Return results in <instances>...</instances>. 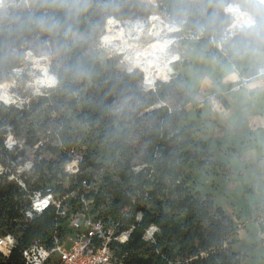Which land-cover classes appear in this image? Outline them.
Listing matches in <instances>:
<instances>
[{
    "label": "trees",
    "instance_id": "16d2710c",
    "mask_svg": "<svg viewBox=\"0 0 264 264\" xmlns=\"http://www.w3.org/2000/svg\"><path fill=\"white\" fill-rule=\"evenodd\" d=\"M242 1L155 4L162 17L177 26V44L202 33L193 46L207 60L221 61L218 68L233 65L242 76L253 78L257 70L248 64L256 53L264 55V8L251 10L255 26L222 41L226 28H236L225 8ZM150 5L148 0H0V98L4 83L14 82L13 93L21 86L16 71L28 76L31 58H45L56 82L37 95H22L21 105L0 100V161L5 165L7 158L20 159L21 165L30 159L27 151L32 152L33 168L22 176L31 191L62 176L74 150L83 151L78 161L82 174H98L104 168L97 162L99 153L105 149L111 167L97 177L95 210L104 218L128 212L125 225L133 230L116 252L123 264H244L246 254L233 249V219L211 194L189 187L195 170L215 162L207 143L197 140L187 124V107L197 105L187 78L176 72L170 80L167 71L158 76L163 82L147 87L141 71L120 68L121 56L103 60L99 55L100 39L110 36L106 29L112 34L120 23L144 19ZM110 18L119 22L108 26ZM236 54L244 62L242 68L233 59ZM173 68L177 71L178 64ZM7 128L22 143L16 154L4 148ZM139 147L144 167L133 172ZM26 201L27 192L17 182H0V228L20 237V246L0 264H23L22 248L34 238L44 241L50 230L48 216L22 220L19 211ZM103 206L107 210L101 212ZM151 226L157 231L148 240L145 234Z\"/></svg>",
    "mask_w": 264,
    "mask_h": 264
},
{
    "label": "rangeland",
    "instance_id": "374dc122",
    "mask_svg": "<svg viewBox=\"0 0 264 264\" xmlns=\"http://www.w3.org/2000/svg\"><path fill=\"white\" fill-rule=\"evenodd\" d=\"M148 1L151 5L145 13L144 19L120 23L117 27L119 32L116 31V34H109L106 29V35L117 36L119 33L122 36L120 35L119 39L115 41H110V36L101 38L98 45L99 55L103 60L121 56L120 68L122 70L137 69L141 71L144 74L143 83L147 87L154 86L156 82H163L158 79V76L166 73L169 68L174 71L172 77L169 74L170 80L176 72H181L187 78L190 94L197 102L196 106L189 105L187 107V124L191 125V132L197 140H203L207 143L210 152L213 153V162H215L214 165L195 170L189 187L193 191L198 190L201 193L211 194L214 202L233 219L237 228L236 243L233 249L241 254H246L244 264H264V132L253 133L250 129H246V123L242 120L234 124L232 133L229 131V135L226 134L227 132L224 133L220 125L218 111V108L221 109V105H223L222 94L218 93L217 86L219 81L223 82L229 73L217 75L215 78V74H213L214 61L207 60L206 54L197 51L190 39H185L182 45L177 44V40L173 37V33L178 30L177 26L162 17L155 0ZM239 7L242 11L252 15V9L254 11L260 10L264 8V5L257 0H243ZM234 12H238L237 9ZM148 15H155L159 18L150 20ZM160 40L168 44L163 65L171 56H175L176 59L179 54V59L171 62L167 68L156 69L154 67L145 70L143 64L145 61L140 55L145 51L147 52L152 43ZM205 51L209 52L208 49ZM233 59L240 68L244 66L239 54H236ZM31 61L32 71L29 72L28 76L24 77L21 70L16 71V80L21 86L16 88L15 93L12 92L14 82L3 84L2 98L6 103L16 102L17 105H21L22 95L28 98L39 94L43 87L55 86L56 82L49 77L51 73L47 60L45 58H31ZM174 64H178L177 71L173 68ZM257 65L259 64L257 63ZM150 74L154 79L153 81L147 77ZM210 77L215 78L213 85L210 84ZM38 81L41 82V85L37 84ZM207 89L209 90L207 96H202V91ZM202 104L203 108L201 107ZM239 105L241 108L239 109L240 114H238L242 118L247 115L252 116L253 111H258L264 115V96L247 98L240 101ZM251 107L254 110H251ZM84 140L87 143L91 141L87 135H84ZM82 152L81 150H74L71 153V161L80 160L83 155ZM136 152L133 172L144 167L142 148L139 147ZM27 153L32 159V152L27 151ZM111 160L110 153L101 149L97 162L102 164L104 168L95 174L98 180H100L105 169L111 167ZM101 185L100 181L102 189ZM106 210V206H103L101 212Z\"/></svg>",
    "mask_w": 264,
    "mask_h": 264
},
{
    "label": "built area",
    "instance_id": "2783aa9c",
    "mask_svg": "<svg viewBox=\"0 0 264 264\" xmlns=\"http://www.w3.org/2000/svg\"><path fill=\"white\" fill-rule=\"evenodd\" d=\"M231 5L225 8V12L230 16L232 15L227 10ZM237 7L240 9L239 5ZM246 13L252 18L250 24L234 29L229 26L223 34V42L237 36L242 30L255 26L254 17ZM201 37L202 33L190 34L185 39L195 41ZM216 47L222 51L221 43ZM177 57L178 60L179 54ZM232 69L239 76L238 88L251 81L252 78L242 76L235 66L232 65ZM263 75L264 66H261L254 77ZM4 103L11 104L5 101ZM3 145L6 151L15 154L16 149L22 147V143L9 128L4 134ZM19 161L20 159L16 161L7 158L5 165L0 161V182H17L21 190L27 192L26 204L19 211L25 223L43 216H48L51 221L44 241L34 238L22 248L23 264H123L116 252L119 246L126 245L130 240L133 228H127L125 225L129 215L124 210L116 218H104L95 210V198L98 193L95 174L83 175L78 167L79 160H73L63 166V175L58 179L42 188L29 191L22 176L30 174L33 168L32 159L21 165L18 164ZM141 217L139 213L136 219L139 221ZM156 231L157 228L151 226L146 231L145 239L152 240ZM18 246L20 237L14 232L0 228V260H8Z\"/></svg>",
    "mask_w": 264,
    "mask_h": 264
},
{
    "label": "crops",
    "instance_id": "0c3cea01",
    "mask_svg": "<svg viewBox=\"0 0 264 264\" xmlns=\"http://www.w3.org/2000/svg\"><path fill=\"white\" fill-rule=\"evenodd\" d=\"M214 63L215 69L213 74H215V78H217V75L229 73L227 76L228 78H224L223 82L219 81L220 84L218 83L217 86L219 90L218 93L222 94L221 100H224L223 105H221V109L218 108L221 123L220 125L222 130H224V133L227 132L226 134H228V131L229 133H232L234 124L242 120H244V123H246V129H250V131H253V133L257 131L264 132V115L260 114L258 111H253L252 116L247 115L244 118L239 115V109L241 108L239 105L240 101L251 97L255 98L257 96H264V75L253 77L247 85L238 88L239 76L233 71L232 67L229 66V64H226L223 67L218 68V65L221 64V61L215 60ZM257 63L259 65H257ZM261 66H264V55L256 53L254 60L249 62L248 67L257 70ZM214 77H210L211 85L214 83ZM208 93V89L203 90L201 95L205 97ZM201 107L203 108V104ZM251 110L254 109L251 107Z\"/></svg>",
    "mask_w": 264,
    "mask_h": 264
},
{
    "label": "bare ground",
    "instance_id": "6f19581e",
    "mask_svg": "<svg viewBox=\"0 0 264 264\" xmlns=\"http://www.w3.org/2000/svg\"><path fill=\"white\" fill-rule=\"evenodd\" d=\"M261 3L264 4V0H257ZM234 9H237L238 12H234L233 10ZM233 17H234V20L236 22V28L242 26V25H248L250 24V22L252 21V18L251 16H249L246 12L242 11L241 9H239L237 7V5H231L230 7H228V10H227ZM150 20H157L159 17L155 16V15H152L149 17ZM134 21V20H133ZM132 21V22H133ZM136 21V20H135ZM139 21V20H138ZM117 23V22H116ZM138 24V23H137ZM137 26V25H136ZM126 28V27H125ZM139 28V27H138ZM116 31L117 29H115L112 33L113 34H116ZM131 31V30H130ZM138 31V30H137ZM119 32V31H117ZM125 34V33H124ZM123 34V35H124ZM121 34L117 33V36L115 35H110V38L109 40L110 41H115L117 39H119L118 37H120ZM122 36V35H121ZM168 42V41H167ZM170 45V44H169ZM167 47H168V44L165 42V41H158V42H154L150 45L149 47V50L144 53H142V55H140V57L142 56V59L145 61L143 64L145 65L144 66V69L145 70H148L149 68H156V69H159V68H167V66L173 62V61H176L177 58L175 59V56H169L170 58L168 59V61H166L165 65H163V58H164V54L167 53ZM168 57V56H167ZM166 57V58H167ZM168 73L170 75L173 74V70L172 69H168L167 70ZM49 77L54 80L55 82V79H54V76L49 74ZM149 78H151L150 80H154L153 77L151 76H147ZM148 81V80H147ZM3 99V98H2ZM4 100V99H3Z\"/></svg>",
    "mask_w": 264,
    "mask_h": 264
},
{
    "label": "water",
    "instance_id": "95a60500",
    "mask_svg": "<svg viewBox=\"0 0 264 264\" xmlns=\"http://www.w3.org/2000/svg\"><path fill=\"white\" fill-rule=\"evenodd\" d=\"M116 22H119V21H117V20L114 19V18H110V19H108L107 24H108V26H109V25H113V24H115ZM37 84H38V85H41V82L38 81ZM1 101H3V100H1ZM3 102H4V101H3Z\"/></svg>",
    "mask_w": 264,
    "mask_h": 264
}]
</instances>
